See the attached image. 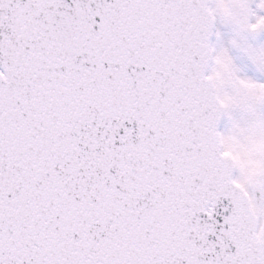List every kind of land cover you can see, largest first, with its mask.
<instances>
[{"label": "snow or ice", "instance_id": "snow-or-ice-1", "mask_svg": "<svg viewBox=\"0 0 264 264\" xmlns=\"http://www.w3.org/2000/svg\"><path fill=\"white\" fill-rule=\"evenodd\" d=\"M0 264H264V0H0Z\"/></svg>", "mask_w": 264, "mask_h": 264}]
</instances>
